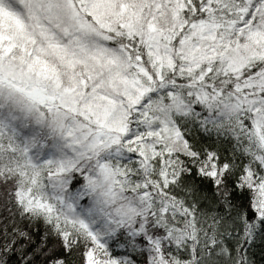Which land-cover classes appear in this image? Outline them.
Returning a JSON list of instances; mask_svg holds the SVG:
<instances>
[{
	"label": "snow or ice",
	"instance_id": "obj_1",
	"mask_svg": "<svg viewBox=\"0 0 264 264\" xmlns=\"http://www.w3.org/2000/svg\"><path fill=\"white\" fill-rule=\"evenodd\" d=\"M0 264H264V0H0Z\"/></svg>",
	"mask_w": 264,
	"mask_h": 264
}]
</instances>
